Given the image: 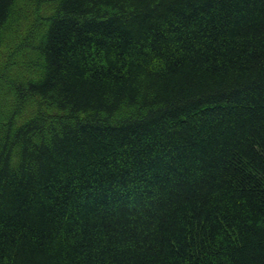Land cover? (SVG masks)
Listing matches in <instances>:
<instances>
[{
  "label": "trees",
  "instance_id": "obj_1",
  "mask_svg": "<svg viewBox=\"0 0 264 264\" xmlns=\"http://www.w3.org/2000/svg\"><path fill=\"white\" fill-rule=\"evenodd\" d=\"M0 264H264V0H0Z\"/></svg>",
  "mask_w": 264,
  "mask_h": 264
}]
</instances>
